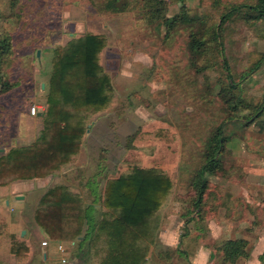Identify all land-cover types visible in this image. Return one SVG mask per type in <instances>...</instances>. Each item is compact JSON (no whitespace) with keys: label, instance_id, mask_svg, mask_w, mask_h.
I'll use <instances>...</instances> for the list:
<instances>
[{"label":"rangeland","instance_id":"374dc122","mask_svg":"<svg viewBox=\"0 0 264 264\" xmlns=\"http://www.w3.org/2000/svg\"><path fill=\"white\" fill-rule=\"evenodd\" d=\"M163 1L167 4L166 17L178 14L180 3ZM239 1L186 0V13L195 26H220V17L230 5ZM105 2L0 0V36L8 34L13 46V55L8 56V60L2 58L4 63L0 73L15 85L10 92L0 96L2 153L25 147L40 135L42 122L31 117L29 110L36 105L41 108L40 113L46 112L52 60L57 55L52 51L61 50L69 42L79 41L87 34L101 37L104 47L99 54V65L110 79V101L104 110L96 113L81 111L76 115L86 133L78 154L56 178L73 188L77 183L76 175L82 176L84 182L97 176L115 179L134 168L158 170L167 177L171 182L167 197L158 210L157 205L161 202L156 201L152 206L155 229L149 238L156 239L157 243L147 246L142 264H193V252H197L199 246L208 249L227 240L246 241L242 236L247 231L241 228L242 231L226 237H213L211 232L225 206L229 215L234 212L227 216L228 220L224 219L227 223L237 222L238 215V222L245 223L246 213L240 211L245 212L246 206L252 208L251 204L241 200L245 199V193L238 195L234 205L231 203L235 201L231 197L236 192L247 188L244 177L239 174L240 185L238 188L233 186L237 178L229 144L245 140L246 131L242 124L248 111L239 110L231 120L225 101L231 97V80L239 82L238 90L242 91L244 103H251L252 99L258 101L261 92L247 87L241 79L250 70L251 63L258 60L257 54L264 53V42L258 38L264 23L247 26L235 17L225 22L221 35L229 71L221 67L219 58H215L214 68L200 72L197 70L202 62L193 66L187 49L191 30L188 26L182 25L167 33L158 22L144 18V12L142 16L133 11H101ZM261 70L264 71V64ZM253 91L257 92L256 96ZM222 124L223 135L227 138L222 156L224 173L209 177L201 213L204 219L193 224L188 222L193 214L191 202L196 191L191 181L206 162L208 140ZM100 179L105 181V178ZM66 189L70 192L68 187ZM1 198L0 194V219L3 221L0 223V264H44L37 253L30 260L27 254L15 261L7 256L10 235L6 224L13 221L16 214ZM95 204L100 205V213L104 211L101 200H96ZM254 215L257 221L253 229L257 232L263 229L264 217L258 209H254ZM198 235L202 237L200 243L196 238ZM13 236L16 240H25L29 233L23 236L22 231L17 230ZM148 242L149 239L144 240L145 244ZM246 243L245 251L249 252V242ZM99 244L103 249L104 243ZM57 253L50 264H61L60 253ZM102 254L104 251L97 260L93 258L91 264L102 263ZM35 256L39 262L34 260ZM67 259L68 256L66 262ZM216 260L213 263L209 260V264H222L221 255L216 254ZM237 264H244V260L239 259Z\"/></svg>","mask_w":264,"mask_h":264},{"label":"trees","instance_id":"16d2710c","mask_svg":"<svg viewBox=\"0 0 264 264\" xmlns=\"http://www.w3.org/2000/svg\"><path fill=\"white\" fill-rule=\"evenodd\" d=\"M176 1L180 3V10L171 18L165 16L167 4L163 0H106L101 11H133L142 16L144 12V18L158 22L167 33L179 26H188L191 30L187 49L193 66L196 67L198 61L202 62L197 70L200 72L214 68L217 63L213 61L215 58H219L221 67L229 71L223 54L221 35V27L225 22L235 17L247 26L264 23V0H240L230 5L220 17V26L206 28L195 26L196 23L189 20L186 0ZM258 38L264 42V29ZM103 47L104 41L101 37L87 34L79 41L69 42L61 50L52 51L57 55L52 60L53 72L47 90V109L46 112H41L40 117H35L41 120L42 130L31 144L0 154V187L15 180L44 178L67 166L71 158L78 154L86 129L76 115L81 111L96 113L104 110L110 101V79L99 65V54ZM0 54L1 70V64L4 63L1 62L2 58L8 60V56L13 55L12 39L8 34L0 36ZM257 55L258 60L251 63L250 70L242 77L241 82L264 64V53ZM0 75L1 96L10 92L15 85L1 73ZM238 85V81L235 83L231 80V97L225 101L231 120H234L232 118L239 110L249 111L250 107L247 102L244 103ZM253 117V113L248 112L242 128H245ZM223 125L217 127L208 140L206 162L191 181L192 188L196 191L191 202L193 214L188 222L204 219L201 213L204 196L208 190V179L216 173H224L222 156L227 138L223 135ZM170 188V180L158 170L134 168L117 179L107 181L101 203L104 211L99 215L100 218L96 219L90 210L93 206L82 205L66 188L54 187L41 198L35 211V223L52 241L76 242L80 254H83L81 248L85 243L92 249L103 240L105 247L102 249L104 257L101 264H141L147 246L155 240L149 238L155 229L152 223L153 203L161 202L157 205L158 210ZM192 215H196V218H192ZM0 223L3 224L2 219ZM9 238L10 253L16 257L26 255L27 247L19 243L13 235ZM196 238L200 243L202 237L198 235ZM147 239L149 242L145 244L144 240ZM246 246V241L234 239L221 242L220 245H211L209 248H212L215 254L221 255L222 264H237L239 259L247 260L249 257V252L245 251ZM178 253L186 255L184 252ZM78 254L76 258H79ZM80 257L83 260L85 254Z\"/></svg>","mask_w":264,"mask_h":264},{"label":"crops","instance_id":"0c3cea01","mask_svg":"<svg viewBox=\"0 0 264 264\" xmlns=\"http://www.w3.org/2000/svg\"><path fill=\"white\" fill-rule=\"evenodd\" d=\"M261 67L259 68V70L261 69ZM259 70L252 71L245 80L247 87H253L252 89L259 90L261 92V95L257 102H254L252 99L251 103H248V105H250L248 112H252L254 117L249 120L250 122L244 128V130L246 131L245 140H239L238 142H235L233 144L230 142L229 144V151L232 156L231 162L233 163V161L235 160V169H233L235 170V178L238 177L237 174L242 175L244 177V184L245 186H247L245 191L236 192V195L231 197L232 200H235L231 201V203L232 205H234L236 203V199L238 200V195L245 193V199L241 200L245 201L247 204H251L252 208H248L246 206L245 212L242 211V209L240 211V213L242 214L246 213L244 214L245 217L243 219L245 223L238 222L239 215L236 218L237 222L229 221L230 223H227L225 222V220H228L227 216L234 214V212L230 213L229 215L225 206L224 209L222 208L223 212H219L218 217L220 216V218L211 232V235L213 237H226L227 234L230 236L242 230H245L244 232L247 231V234L242 236V238L249 242L250 251L249 257L247 258V260H244V264H264V224L262 225L263 229H260L257 232L253 229L257 221V218L255 217L256 215H254V209H258V211L262 214V217H264V71ZM253 92L254 96H256L257 92ZM235 122H237L236 119ZM66 167L67 166H63L59 170H56L55 173L50 174L44 178H37L32 180H15L4 187H0V194L2 197L1 199L4 200L3 203L7 208L13 209L14 213L16 214L14 220L6 224L9 228L8 233L9 235H14L17 230H19L20 232L22 231L23 236H27V234L29 233V238L27 237L25 240L24 238H20L17 240L19 243H23L27 247L28 252L26 254L30 255L29 260L32 259L34 253H37L41 256V260L44 264H50V262H52L58 254L56 245L58 243H64V246L66 245L67 247L65 248L66 255L60 254L59 258H64L66 260L68 256V264H91L93 258L97 260L101 253H103L100 244H97V246L90 249L85 243L84 247L81 248V253L85 254V258L81 260L80 255L83 256V254H80V250L78 249V247H76V242L66 243L61 241H52L49 239V236L45 233V231L35 223V211L37 209V205L40 203L39 201L41 200V198L49 190L53 189L54 187L61 186H65L66 188L68 187L69 191L79 199L82 205L88 207L90 206L89 204L92 203L91 206H93V209H95V212L93 211V213L95 214V218H100L99 215L101 214V207L100 205L96 206V200H101L102 203L104 198V189L106 187L107 181L114 179H109L106 176H97L84 182L82 176L76 177V175L75 178L77 180V183L75 182V186H73L72 188L67 186L65 182L60 181L58 177L56 178V175L60 173V171H63ZM100 178H105V181L103 182V180ZM95 179L98 181L95 182ZM233 184L235 188H238V186L240 185V180H238L237 178L235 182L233 181ZM33 197L35 198L33 199ZM32 199L33 201H35L33 202ZM13 201H16V203ZM192 218H196V215H192ZM191 222L193 224L196 223L195 219ZM208 228L211 231V227L209 226ZM239 228H241L242 230H239ZM39 237L42 241L47 240L49 242V245L46 248L40 246L41 242L38 243L40 239ZM100 242L104 243L103 240H101ZM156 243L157 240L155 239L153 244ZM10 245L11 244L9 242L6 248V252L8 253L7 256L13 258V260L15 261V259H17L18 257L10 253ZM151 245L152 244H149V246ZM202 247L203 248H200L199 246L197 248V252H193V264H209V260H211L212 263L213 261H217L216 254L212 248L208 247L207 249V247L205 246ZM78 253L80 254L79 258H76V255ZM103 257L104 254H102L101 260H103ZM34 260L36 262H39L38 256H35Z\"/></svg>","mask_w":264,"mask_h":264},{"label":"built area","instance_id":"2783aa9c","mask_svg":"<svg viewBox=\"0 0 264 264\" xmlns=\"http://www.w3.org/2000/svg\"><path fill=\"white\" fill-rule=\"evenodd\" d=\"M40 109H41V108L38 107V106H36V105L32 106V107L30 108V110H29V115H30L31 117H37L38 114L40 113ZM48 245H49V242H48V241H42V242L40 243V246L43 247V248H46ZM56 248H57V251H58L60 254H62V255L65 254L66 250H65V246H64L63 243H58V244L56 245ZM61 264H66V260H65L64 258H61Z\"/></svg>","mask_w":264,"mask_h":264},{"label":"water","instance_id":"95a60500","mask_svg":"<svg viewBox=\"0 0 264 264\" xmlns=\"http://www.w3.org/2000/svg\"><path fill=\"white\" fill-rule=\"evenodd\" d=\"M41 116V113H39L38 114V117H40ZM4 150H2V149H0V153H2ZM22 235H23V233H22Z\"/></svg>","mask_w":264,"mask_h":264}]
</instances>
